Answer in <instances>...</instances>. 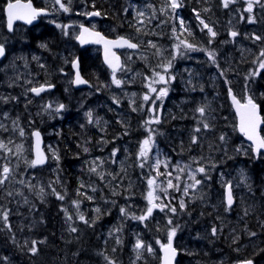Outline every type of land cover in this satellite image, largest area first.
<instances>
[{
	"label": "trees",
	"instance_id": "16d2710c",
	"mask_svg": "<svg viewBox=\"0 0 264 264\" xmlns=\"http://www.w3.org/2000/svg\"><path fill=\"white\" fill-rule=\"evenodd\" d=\"M7 1L0 0V31L4 24L3 8ZM93 1L99 3V0ZM149 1L153 7L159 8L168 2V0ZM106 2V5L103 3L99 5V8H102V14H105V18L117 26H119V19L121 18L126 22L127 32L136 33L137 37L142 39V42L158 41L164 46L179 44L180 30L169 20L168 12L170 10L156 15L159 20L154 21L153 25L147 23L148 26H146L133 21L130 13L122 16L120 8L125 4V0H106ZM179 2L182 4L179 9L183 15L191 19L192 23H197L194 18L195 13L214 20L213 30L217 32L215 38H211L205 29L198 31L199 40L205 44L206 49L210 51L220 49L221 52H224L227 50V46H230L234 50L235 44L231 43L222 46L223 38L226 37L224 32L227 31L228 24L231 25L234 22L232 19L234 13L241 18L239 22L235 23L234 30L238 33L239 40L245 43L247 48L243 52L240 50L234 51V54L238 56L233 55L229 62L222 63V59L216 57L215 63H211V67L208 70V72L211 70L216 72L215 81L206 78V84H202L197 92H193L192 89H185L183 86L170 81V79L166 85L155 84L157 89L167 87L169 90L171 101L167 100L165 107L167 110L175 111L174 119L160 117V123L158 124H145V121L149 120L148 109L160 102V100H156L155 104L151 103V100L156 99V95H151L150 101L143 102L144 104L139 102V104L144 106L141 108L135 106L136 111H133V107L123 104V109L126 113L123 120H119L114 116L112 114L113 111L107 106L100 105L99 112L106 115L108 120L104 131L98 139L99 134L94 132L92 125H89V120L81 118V108L86 106V104L82 103L79 110L73 108L78 101L89 102L90 99H88L86 92H80L84 96L76 97L74 103L66 98V95L62 94L61 100L65 103V110L67 111L63 120H61V127L56 125L55 129L58 156L61 165L65 169L62 180H70V184H68L70 189L72 185H75L76 179L79 180L82 177L81 163L83 159L86 158V163L90 164L89 156H98L101 151H105L107 147H112L116 144L121 154H123L122 156L121 154L119 155L121 157L120 163L123 166L126 165L128 171H124L120 167L116 170L115 165H112L108 171L109 175L104 176H109L110 188H105L104 192L107 196L113 198L110 195L112 190L114 191L113 193L120 194V201L126 200L128 202L130 200L129 195L133 191L138 193L135 188L139 184L144 185L146 180L153 175L150 165L151 158L149 157L145 166L141 168L137 152L131 149L133 141L138 143L144 140L149 134V129H152L155 133L153 136L154 143L161 150L162 157L169 168L174 165L175 158L188 157L185 153L187 148L196 150L198 147L203 148L204 151L212 154L216 159L213 172L208 174L213 185H216L214 178L217 175V170H232L235 173L234 169L237 167L240 171L241 166L247 174V182L243 186L242 194H240L241 188H233V192L235 191L233 196L234 205L227 206L224 200L225 187L217 186L221 192L223 190L222 200L217 193L214 194L215 201H219L217 210H213L209 205L202 204L199 200H194L183 211L179 209V204L173 205L177 208L176 214H172L167 209L157 213L158 209H154L152 217L150 216L151 218L149 217L144 222L132 219L131 217L134 213L131 212H127V215H122L119 212L121 209L120 201H117L113 203L109 215L104 216L102 214L98 219L95 217L94 223L85 224L72 213V225L77 228V231L69 234L58 232L63 218L58 210L57 199L49 195L46 199L36 200L32 211L33 217L28 218L31 221L30 226L21 227L18 225L15 230L14 227L10 229L0 214V260L4 261L5 264H106L102 260L104 249L102 238L103 242L106 240L103 231L106 224L119 223L115 218V212H118L123 219V232L121 233L123 241L117 244L116 240L111 239L108 241L109 244L105 252L111 251L112 254L114 253V255L123 258L125 260L123 264H127L128 245L133 240L132 233L134 228H136L134 226L135 223L140 224L139 228L147 230L150 237L155 236L161 239L164 238V233H167L170 227H176L175 237L177 239H186L191 249H194L191 255L180 253L179 259L185 256H192L193 259L203 258V261L207 264H218L217 262L222 259L225 260L223 264H231L230 262L236 261V259L250 260L253 264H264V154H254L251 147L243 141L242 136L237 132L235 116L228 97L229 89L241 100H244L246 94L250 92L253 100L259 105L264 120V69L259 66L261 60H264V57L260 56L261 50H264V0H259L253 5L252 21H249L251 13L245 10L247 8V0H234V5L229 8H225L221 0H179ZM204 9H208V11H204ZM217 19L220 22L216 21ZM194 27H197V25ZM137 28H140L139 32H137ZM173 28H175V33ZM251 35L261 37L260 44L258 42L252 43ZM133 38L137 40V38ZM210 39L212 40L211 43H209ZM187 42L196 45V47L198 46L195 43L196 40L191 37L190 40L187 39ZM142 48L143 44H140L139 51ZM192 51L194 50L186 49L183 45L180 46L179 51H177V58L172 62V67L165 73L166 78H169L171 73L178 70L180 65L189 64L186 60ZM98 55L93 61H89L85 54L80 56L82 67L90 70L91 74L94 71V66L102 63L100 62V54ZM133 57L134 62L131 65L133 68L130 70V66V71L141 72L143 70L146 74L152 75V71L145 67L142 60L136 56ZM126 62L129 64L127 60ZM102 67L106 69L103 64ZM252 73H255V75H252ZM210 74H207V76ZM84 75L92 86L103 84V79L92 77L86 72H84ZM44 81L47 84L51 83L48 76L44 78ZM138 84L135 87L136 89H139L140 84ZM140 89L146 91L145 93L148 92L147 88ZM202 90L206 93L207 102L203 118L193 110V107H195L193 106V101L198 103L197 96L202 95ZM136 102L138 103V101ZM178 105H182L184 110L178 112ZM10 113L14 116L22 115L24 117L22 106L14 107L11 104ZM15 120L19 121L18 119ZM196 120L198 123L197 127H200V129L201 121L210 124V128L204 131V135H202L201 131L198 133L195 131L196 133L190 134L189 128ZM229 125H231L233 130L230 133L232 136L225 139V141H221L220 137L221 135L225 136L224 130L229 128ZM213 133L215 138L211 136ZM261 133L264 136V125ZM193 135L197 136V141H199V138H205L203 140L204 144L193 145L192 140L190 142L187 141L189 136L192 137ZM122 139L125 141L122 142ZM120 141L122 142L121 144H119ZM241 144L248 147L245 154L240 147ZM84 148H88L90 151L85 152ZM30 156L32 155L30 154ZM94 179L96 180V177ZM136 179H141L139 184ZM156 180H159V177H156ZM1 201L5 202V199L1 198ZM84 203L87 202L84 201ZM64 204L72 210L67 201ZM155 213H157L156 216H154ZM169 218L172 220L171 225L168 224ZM200 221L204 224L215 222L217 225L215 234L212 233L206 238V234L210 232L205 234L204 231H201L200 237L194 238L192 236L194 232L189 233V230H197ZM144 223L145 225H143ZM17 230H21L22 234H27L29 239H45L43 243L37 244L38 252L35 255L29 251L26 245L23 243L19 244L16 241L13 232L16 235ZM110 243L114 244L111 249ZM207 252H211L212 257H215V259H211ZM4 257L6 259H3ZM195 263L197 264V262Z\"/></svg>",
	"mask_w": 264,
	"mask_h": 264
},
{
	"label": "rangeland",
	"instance_id": "374dc122",
	"mask_svg": "<svg viewBox=\"0 0 264 264\" xmlns=\"http://www.w3.org/2000/svg\"><path fill=\"white\" fill-rule=\"evenodd\" d=\"M146 1L149 2V0L128 1L127 10L130 11L132 20L140 25L148 26L147 23L153 25L154 16H156L158 13H162L160 11L161 8H164L163 12H167L170 9L165 6H160V8L149 7L150 3H146ZM233 5L234 2L230 3L227 8L232 7ZM154 10L155 15L153 16ZM140 11H143L145 13L144 17L137 16V12ZM251 16L253 17V13H251ZM232 17L234 22H232L231 25L228 24L227 31L224 32L226 37L223 38L222 46L225 44L232 43L235 44L234 50L231 49L230 46H227V50L224 52H221L220 49L214 51L215 58L220 57V59H222V63L229 62L233 55L238 56L237 54H234V51L240 50L241 52H243L245 48H247V46H245V43H242L239 40L238 35L236 37H231L229 34L230 31H236L234 30L235 23L237 21L239 22L241 19L239 15H236V13H234ZM155 18V20H157V17ZM140 20H143L144 22L139 23ZM204 21L205 23L209 24V26H211L212 28L215 25L214 20L211 18H206V20ZM216 21L220 22L219 19H217ZM126 26L127 25L124 26L125 34L127 36H130L131 38H137L139 43L143 44V48L136 53L126 52V60L129 62V64H127L126 62L124 68L120 72V75H115L116 79L121 80L122 83L117 86L112 82L113 76H111L107 80H104L106 82L103 81L102 85L93 86V89L91 91L86 92L88 99H90L88 103H86L85 101H78V103H76L78 110L81 108L82 103L86 104V106L81 108V115L84 119L89 120L86 114L89 112L92 113V122H90L89 125H92L94 132H97L99 134L97 139L104 131V128L107 123V118L105 116H99L97 114V109L100 105L107 106L113 112L115 111L116 117L119 120H123V117L126 116V113L123 109V104H127V106H131L133 108H135V106L141 108L144 105L139 104V102H141L142 104H144L143 102H146L143 100V96L146 94V91H143L140 88L148 89L147 85L149 83V80H146L145 77H151L152 75L146 74L143 70L141 72L130 71L131 68H133L131 66L134 62L133 56H136L138 59L142 60L144 62L145 67L151 70L152 72L153 70L163 72V69L157 66L160 64L167 63L168 61L173 62V60L177 58V50L174 46H164L158 41H151L155 43L157 47L161 50L162 54L159 56L156 55L157 49L150 47L149 41L142 42V39L138 38L136 33H128L126 30ZM204 29L205 28L203 27V25L198 23V21L197 27H193L191 24L188 28L182 29L180 27V40L187 41V39L190 40V37L196 38L198 36V39H196L195 42L198 46L196 47V49H194V51L190 52V56L187 57L186 62L189 64L180 65L179 69L175 70L169 76V78L174 77V79H170V81L175 82L179 86H183L185 89H192L193 92L199 91L198 89L202 86V84H206V78H208V80L211 79L215 81L216 72L214 70L208 72L209 68L211 67V63H213L207 55L208 49H206L205 44H203L199 40L200 36L198 31ZM2 32L3 30L1 29L0 34ZM254 37H256V35H251L250 37L252 43L258 42L260 44L261 39L256 40ZM33 57H37L38 59H34L36 65L33 64V66H31L30 61L33 59ZM182 58H184V56H182ZM63 63L65 64V66L68 65L66 62V57H63ZM41 65L45 67V61H42L37 53H32V56H29L23 53H18L17 51L13 50V48H10L8 56L0 64V106L2 102L10 101V103L14 107L22 106L24 113V117H22V115H11L9 107L5 113H1L0 117V125H3V127H0V142H3V144L6 146L5 148H0V172H2V169L5 165H7L11 169V172L6 182L3 185H0V214L3 217V213L7 211L8 219L6 225H8L10 229L14 227L15 230L18 225H20L21 227L30 226L31 221L28 220V218L33 217L32 211L34 209V205L36 204V200L40 201L41 199H46L49 195H52L57 199L56 195H54L52 192V189L55 188L56 192L60 193L61 195H64V200L57 199L58 210L61 212L63 218L60 231H62V233L69 234L72 233L69 230L70 226H74L72 225V220H68L65 216V210H67L68 214L71 216L72 213H74L78 219L77 209L72 202L80 201L79 212L83 213L90 223H92V221L97 216L100 217L102 214L104 216L109 215L113 203L120 201V194L113 193L114 191L111 190L112 194L110 195H112L113 198L106 195L104 189L107 187L110 188V180L109 176H104L109 175L108 171L111 169L112 165H115L116 170L119 167L123 168L124 171H128V169H126V165L123 166L122 163H120L121 157L119 155L121 154V152L118 149L117 145L114 144V146L116 145L115 147H107L106 150L101 151V154L98 156H89L88 158L90 164L86 163V158L83 159L81 163V169L83 170V174H81L82 177L79 180L76 179L75 185H72L69 189L68 184H70V180H62V176L65 169L61 165L55 139L56 124L57 122L63 120L64 114L67 110H65L66 108L64 107L60 111H57V108L60 104L57 103L56 97L53 98V101H51L49 96H42L36 100L35 98H33V96L29 94V84L35 83L36 79V76L34 75L32 69L36 66L39 72L42 73L44 71V67H41ZM45 70H48L47 64ZM61 71L62 69L59 71V78H57V82L62 86V91L64 92V95L66 94L69 100L75 99L76 97L84 96L81 93L73 94V91L70 88L71 78L63 76ZM209 73L211 74L207 76V74ZM53 79L56 82V78L53 77ZM53 79L50 78V81L52 82ZM210 83L212 85V81ZM41 84L45 85L47 83L43 79ZM137 84L139 85V89L135 88ZM153 86L155 87V85ZM148 94L150 95V99L151 95H156L155 93ZM249 96L251 97L250 92L246 94V98L244 100H246ZM167 100L171 101V95L169 90L167 96L160 100L158 104L154 105V107H150L148 109V118L152 119L156 116H159V118L169 117L170 119H174V116L176 115L175 111L167 110L165 107V103L167 102ZM197 100L198 103L193 101V106H195L193 107L194 112H197V108L201 107V105L206 106V93L203 92V90L202 95L197 96ZM116 101H118V103ZM136 101H138V103ZM28 102L31 104L30 106ZM49 105L50 107H47ZM150 109H155V111H150ZM177 110L179 112L184 109L182 108V105H178ZM197 114L200 116L199 112H197ZM15 119H18L19 121ZM197 126L198 123L196 120L195 123H192L191 128H189L190 134L196 133L195 129ZM21 129H23L24 132L23 136L20 135ZM34 129L40 130L43 135V138H45V151L48 154L51 164L44 168H34L31 167L28 163H26V161L32 160V156H30L32 143L30 132H32ZM205 130L208 129H204L201 124L200 131L202 135H204ZM232 131L233 130L231 128V125H229V128L224 130L226 139L232 136L230 134ZM211 136L215 138L214 133ZM192 137L189 136L187 141L190 142L192 140ZM203 140H205V138H199V141H197V143L192 144L202 145L204 144ZM124 141L125 140L122 139V142ZM142 141H139L138 143H134L133 141V144L131 145V149H134V151L137 152V155L139 152L140 143ZM122 142L120 141L119 144H121ZM17 145L23 146L22 152H17ZM240 147L242 148L245 154L248 150V147L242 144L240 145ZM114 149L116 150L115 156H113ZM186 151L185 153L188 157L175 158L174 165L172 167H165L163 163L160 165L159 171L161 173L171 172L172 175L158 176L159 180H157V183L162 184L164 187H166L167 180L171 179L173 181V184H176L179 187L168 189L167 197H165V194L163 192H160L159 189H157L156 194L161 197V200L158 202L171 204L173 206L179 204V201L181 199H184L187 207L189 206V203L193 202L194 200H199L202 202V204L209 205L212 207L213 210H217V207L219 206V201H215L214 194L217 193L218 197H220L221 200L223 197V190L221 192L219 187L217 186H221L224 188L226 184H230L232 188H241L240 194H242L243 186L247 182V174L241 166L240 171L237 167L234 169L235 173L232 170H217V175L214 178V182L216 185H213L210 181V177L208 174L213 172V165L216 161L214 156L204 151L201 147H198L196 150L187 148ZM53 153H55V156L58 157V159L54 158ZM122 155L123 154H121V156ZM149 157L151 158V168L152 165L155 164L157 159L166 162L162 157L161 150L158 148L156 143H153V146L148 154V158ZM138 160L139 163H141V160ZM177 165L181 167L187 165V168H185V170L181 172L177 170ZM201 165L206 168V174L196 173V178L201 180V184L198 185L196 189H189L188 194L185 195L183 192V188L186 184H190L193 182L190 179V171H195V169ZM92 167H96L95 172L90 171ZM151 172L153 173L151 177H156V172L153 170V168ZM99 173L103 174V178H101ZM95 177L96 180L94 179ZM177 177H179L178 180ZM21 181H23V183H21ZM140 181L141 179H136V182H138V184ZM81 184H83L85 187L81 188ZM41 188L44 189L43 197H41L40 193ZM93 188L96 189L95 192L92 191ZM77 189H79L81 193H85L87 196H92L93 199L88 200L85 198V195H78ZM135 189L138 190V193H135L133 191L129 195L130 200L128 202H126V200L120 201V205L121 208H125L127 212H131L134 213L136 216H139V214L142 215L147 209L146 196L149 191L147 180L144 185L139 184L138 187H136ZM98 192L100 194L97 195L96 193ZM8 193H11V195H8ZM233 194L235 195V191L233 192ZM1 198H4L5 202L1 201ZM65 201L68 202L72 210H70L69 207L64 204ZM84 201L87 203H84ZM96 208L100 209V213L95 212ZM158 211L160 210L158 209L157 213ZM157 213H155L154 216H156ZM115 218L119 221V223H108L106 224V227L103 231L104 236H106V240L103 242L102 238V245L104 246L102 260L106 264H108V260L105 259V256H107L110 260L114 261L115 264H123V261H125L118 255H114V253L112 254L111 251L105 252L107 251V247L109 244L108 241H110L111 239L117 240V238H119L121 242L123 241L121 235V233L123 232V219L122 217H120V214L118 212H115ZM199 224L200 225L197 230H189V233L194 232V234L192 235L194 238H199L201 231H204L205 234L206 232H210L206 234L207 238V236L213 233V228L217 229V225L215 222H208L207 224H204L200 221ZM143 225H145V223ZM134 226L136 228H134V231L132 233L133 240L132 243L128 245L126 259L127 264H160L159 249L161 248V244L167 243L168 232L164 233L165 236L161 239L155 236L150 237L147 230L139 228L140 224L135 223ZM116 229H119V231H115ZM13 235L15 236L16 241L19 244L23 243L27 246L28 249L31 247L30 242L32 240H36V238L29 239L27 234H22L21 230H17L16 235L13 232ZM137 239L142 240L146 246L141 251L140 259H137V254L134 249V245ZM44 240V238H39V240L37 239L36 241ZM157 241H159L160 243H157ZM187 242L188 241H186V239H177V237H174L172 243L173 246L179 251V253L191 255V253L194 252V249H191L190 245ZM113 245L114 244L110 243V249ZM148 245L152 247V253L147 252ZM207 253L211 259H215V257H212L211 252ZM3 259H6V257H4ZM238 260L241 259H236V261ZM195 262H197V264H207L203 261V258L193 259L192 256H185L182 259H178L177 264H196ZM217 263L223 264L225 263V260H219ZM0 264H5V262L0 260Z\"/></svg>",
	"mask_w": 264,
	"mask_h": 264
},
{
	"label": "snow or ice",
	"instance_id": "6c2138e0",
	"mask_svg": "<svg viewBox=\"0 0 264 264\" xmlns=\"http://www.w3.org/2000/svg\"><path fill=\"white\" fill-rule=\"evenodd\" d=\"M70 2H71V0H69V3ZM233 2H234V0H222L223 6L225 8H227L229 6V4L233 3ZM257 2H259V0H247V8L245 10L248 13H252L253 5ZM55 3L59 4L60 8L63 9V11H65V12L69 11V8L66 7L65 4L61 2V0H55ZM181 6H182V4L179 2V0H168V3L165 5V7L170 8L173 12H175L176 9L180 8ZM149 7H151V5H149ZM6 11H7V18H8L7 19V26L9 28V30H11L13 28V21L14 20H24L25 22L31 24L33 20H35L39 15H41L42 13L45 12V9H36L31 5V3H20V0H16L15 3H12V2L8 3ZM160 11L163 12L164 8H161ZM204 11H208V9H204ZM87 15L99 16L100 13L99 12H90V13H87ZM144 15H145V13L143 11L137 12L138 17H144ZM154 15H155V10L153 11V16ZM197 19L200 20V24L203 25V27L205 29H207V32L209 33L210 37L215 38L217 35V32L214 31L213 28L211 26H209V24L205 23V21L200 18L199 13H197ZM252 19H253V17L250 15L249 21H252ZM143 22H144L143 20L139 21V23H143ZM57 26L60 27L59 25H57ZM64 27H67V26H64ZM180 27L182 29L184 28V23L182 20L180 22ZM139 31H140V28H137V32H139ZM173 32L175 33V28H173ZM229 34L231 37H236L238 35V33L236 31H230ZM86 35L93 37L95 43H103L105 45V62L108 64L109 68L112 70V73H113L112 82L114 84H116L117 86H119L122 82H121V80L116 79L115 73L117 72L118 69H122L123 66L120 63V58L118 56H116L114 52L111 51V48H112V46H115V47H127L130 49H137L139 47V45L136 43H133L130 39L125 38V37H118L116 40H107L99 32H90L89 29L84 28L83 25H81V33L79 36H77V39L80 40L81 43H85L86 42L85 41ZM254 38L256 40L262 39L259 36H256ZM211 42H212V40L210 39L209 43H211ZM181 45H183L184 48L189 49V50L196 49V45L189 43L186 40H180L179 44L175 45L174 47L177 49V51H179V48ZM40 46L46 47V45H43V44ZM149 46L157 49L156 55L159 56L162 54L161 50L157 47V45L155 43L149 41ZM207 55H208L209 59L213 63H215V52L214 51H207ZM4 56H5V46H4V44H0V57H4ZM260 56L264 57V50H261ZM33 59H38V58L33 57ZM72 66H73V68L77 69L73 83L74 84L87 83V81L82 79V77L80 76V72L78 70V62L73 61ZM259 66H260V68L264 69V60H261ZM41 67H44V66L41 65ZM157 67L163 69V72L153 70L151 77H145L146 80H149V83L147 85L148 93H155L156 94V99L151 100V103H153V104L156 103V100H162L168 94L167 87H160L159 89H157L153 85H155V84L166 85L169 83V79H174V77L166 78V76L164 74V73H167L168 70L172 67L171 61H168L167 63H164V64H160ZM221 74H223V73H221ZM252 75H255V73H252ZM51 87H52L51 84H47V85L42 84L39 87H32L30 89V91L35 93L36 95H39L41 92L45 91L46 88H51ZM148 93H146L143 96V100L146 102L150 101V95ZM229 95L231 96L233 104L235 105V107L237 109V113L240 116V124H239L240 132H242L248 138V140L252 141L253 152L260 154V150L264 149V137H262L258 134L257 129H258V126L264 121H261V118L258 114L257 104L254 102L253 98L250 96L242 104L239 100H237V98L234 95H232L231 89H229ZM116 102L118 103V101H116ZM47 107H50V105ZM64 107L65 106L63 104H60L57 108V111H60ZM136 110H137L136 108H133V111H136ZM205 110H206V106H201V107L197 108V112L200 113L201 117L204 116ZM150 111H155V109H150ZM86 115L88 116L89 122H92V113L89 112ZM153 123H156V124L160 123L159 116H156L152 119L145 121L146 125H151ZM201 123H202V126L204 129L210 128L209 123L204 122V121H201ZM0 127H3V125H0ZM200 130H201L200 127H197L195 129V131L197 133L200 132ZM154 134H155L154 130L149 129L148 136L140 143V148H139V152H138V159L141 160V163H140L141 168H143L145 166V163L148 160L149 151L152 148L153 143H154V140H153ZM20 135L21 136L24 135L23 129L20 130ZM33 136L36 138L35 158L30 160V161H26V163H28L31 167H36L38 165L44 164L46 161V157H45L44 153L40 150V147H39V142H40L39 132H34ZM225 139H226V137L221 135L220 140L225 141ZM197 140H198L197 136L193 135L192 143L193 144L197 143ZM5 147L6 146L3 144V142H0V148H5ZM83 150L85 152L89 151L88 148H84ZM22 151H23V146L17 145V152L19 153ZM115 153H116V150L114 149L113 150V156H115ZM53 156H54V158L58 159V157L55 156V153H53ZM162 163L164 164L165 167H168L166 162H163L159 159H157L155 164L152 165L153 170L156 172V177H158L160 175L171 176L172 175L171 172L161 173L159 171V167ZM176 168L178 171L182 172L185 170V168H187V165H185L184 167L177 165ZM90 171L95 172L96 167H92L90 169ZM10 172H11V169L7 165H5L2 169V172H0V185H3L6 182V180L9 177ZM196 173L206 174V168L203 165H201V166L197 167L195 169V171H190V173H189L190 179L193 182L190 184H186L185 187L183 188V192L185 195L188 194L189 189H196L197 186L201 184V180L196 178ZM99 175L101 176V178H103L102 173H99ZM156 177H150L147 180V183L149 186V191H148L147 196H146V200H147L146 211L140 216H136L133 214L131 217L132 219L144 222L150 216H152L154 209H159L161 212H163L167 209V211L171 212L172 214L177 213V208L175 206H172L171 204H165L162 202H158L161 200V197L159 195H157L156 192H157V189H159V191L163 192L165 194V197H167V190L168 189L178 188L179 186L176 184H173V181L171 179H168L167 185H166V187H164L162 184L157 183ZM178 179H179V177H177V180ZM21 183H23V181H21ZM50 187H51V185H50ZM80 187L83 188L85 186L83 184H81ZM92 191L95 192L96 189L93 188ZM52 192L54 195H56L57 199L64 200V195H61L60 193L56 192L55 188L52 189ZM40 193H41V197H43V194H44L43 188L40 189ZM77 194L78 195H85V198L88 200L93 199L92 196H87L85 193H81L79 189H77ZM8 195H11V193H8ZM226 201H227V204L229 206H231L233 204V195H232V189H231L230 184L226 188ZM72 203L75 205V207L77 209L78 219L85 224H89L90 222L86 219L85 215L83 213L79 212L80 201H73ZM185 208H186V203H185L184 199H181L179 201V209L181 211H183ZM120 211H121L122 215H127V211L125 208L122 207L120 209ZM95 212L100 213V209L96 208ZM65 216L67 217L68 220H72V216L68 214L67 210H65ZM2 218L5 221V224H7V219H8L7 211H5L3 213ZM98 218H99V216H97V219ZM92 223H94V221H92ZM168 224L169 225L172 224L171 218L168 219ZM69 230L71 232H76L77 228L70 226ZM115 231L118 232L119 229H116ZM176 231H177L176 227H170L168 229V233H167V235H168L167 243L160 245V247L164 253L162 264H172L173 259L177 255V249L175 247H173V243H172L173 238L176 235ZM212 231H213V234H215L216 229L213 228ZM110 235H111V233H110ZM43 242L44 241L32 240L31 241V247L29 248V251L35 255L38 252L37 244L43 243ZM116 243L120 244L121 240L119 238H117ZM157 243H160V242L157 241ZM145 247L146 246L142 240H140V239L136 240L135 245H134V249H135L136 254H137V259H140L141 251ZM152 251H153L152 247L150 245H148L147 246V252L152 253ZM105 259L108 260V264H115V262L110 260L107 256H105ZM242 264H252V262L249 260V261L242 262Z\"/></svg>",
	"mask_w": 264,
	"mask_h": 264
},
{
	"label": "flooded vegetation",
	"instance_id": "af4514ba",
	"mask_svg": "<svg viewBox=\"0 0 264 264\" xmlns=\"http://www.w3.org/2000/svg\"><path fill=\"white\" fill-rule=\"evenodd\" d=\"M8 1H14V0H8ZM30 1L33 3V6L36 9H45L43 15H41L40 18L38 19L39 21H37V23L33 26L24 25L22 23L17 22L14 25V30L12 34H10V33H6L5 31V20H4L3 22L4 24L1 27L3 32L0 34V44H4L5 46L6 57L10 52V48H13V50L17 51L18 53H23L29 56H32V53L34 54L37 53L38 56H40L41 60L45 61V67L43 68L44 71L42 73L39 72L36 66L32 69L34 75L36 76V79H35V83L29 84V94L33 96L30 89L32 87L42 85L41 82L46 76H49L51 79L55 77L56 82L53 79L54 81L52 80L51 83V85L53 84L54 86V89L52 88L53 89L52 92L43 91V93L39 97L49 96L51 101H53V98L56 97L57 103L63 104L65 106V103L61 100V96L62 94H64V92L62 91V86L57 82V78H59V71L62 69L61 73L63 76L72 78L71 62L73 59L75 58L80 59V56L85 54V56H87L89 61H93L95 60V58L99 56L98 54H100V49L98 48L95 47L83 48L78 45L77 36L79 34L81 25L87 26L96 31H100L107 37L118 38V37L126 36L124 32L125 30L124 26L126 22L120 18L119 26H117L116 24L105 18V14L104 15L102 14L103 13L102 8H99V5L101 3L106 5L107 4L106 0H99V3H95L93 0H71L70 3L69 0H61V2L64 3L65 6L69 8V11L67 12L63 11V9L60 8L59 4L55 3V0H30ZM128 1L129 0H125V4L120 8L122 16L126 15L127 13H130V11L127 10ZM146 3H150V2L146 1ZM150 5L152 6L151 3ZM169 10H170V12H168L169 20L173 25L177 26L179 30H180L181 20L184 23V28H188L190 24L193 27L197 25V23L195 24L192 23L190 18L183 15L182 11L179 8H177L175 12H173L171 9ZM90 12H99L100 15L99 16L87 15V13ZM199 16L201 19L206 20L204 15L199 14ZM194 18L196 21H198V23H200V21L197 19L196 13L194 15ZM57 25H59L60 27H58ZM191 38L194 40L197 39V37L196 38L191 37ZM42 44L46 45V47H41L40 45ZM63 57H66V62L68 64L67 66H65V64L63 63ZM100 62H102L101 59ZM30 63L31 66H33V64L36 65L34 59H32ZM46 64L48 70H45ZM102 64L103 63H101L98 66H94V71L91 74L90 70H88L85 67L84 68L82 67V60H80V69L83 75L84 72H86L90 76L95 77L97 79L107 80L109 77L113 76V73L106 67H105L106 69H103ZM115 75H120V71H117ZM73 94H77V92H73ZM39 97L33 96V98H35L36 100ZM66 97L68 96L66 95ZM70 101L72 103L75 102L74 99ZM28 104L29 106L31 105L29 102ZM10 105H11L10 101L1 103L0 117H1V113H5L7 109L10 107ZM73 108L76 109L77 105L74 104ZM61 123L62 121H59L57 122L56 125H59L61 127ZM58 232L62 233V231L60 230H58Z\"/></svg>",
	"mask_w": 264,
	"mask_h": 264
},
{
	"label": "water",
	"instance_id": "95a60500",
	"mask_svg": "<svg viewBox=\"0 0 264 264\" xmlns=\"http://www.w3.org/2000/svg\"><path fill=\"white\" fill-rule=\"evenodd\" d=\"M16 2V0L15 1H12V3H15ZM9 3V2H8ZM8 3L6 4V6H5V8H4V15H5V20H6V29H7V31L8 32H11L12 30H13V28L11 29V30H9V28H8V26H7V11H6V9H7V5H8ZM20 3H31V5L33 6V4H32V2L31 1H23V0H20ZM34 7V6H33ZM35 8V7H34ZM43 14V13H42ZM41 14V15H42ZM41 15H39L35 20H33L32 21V23L31 24H29V23H27V22H25L24 20H14L13 21V27H14V25L17 23V22H19V23H22V24H24V25H34V24H36L37 23V21H38V18L41 16ZM84 28H87V29H89V31L90 32H99V31H95V30H93V29H90V28H88V27H86V26H83ZM80 33H81V30H80V32H79V35H80ZM103 37H105L107 40H116L117 38H110V37H107V36H105V35H103L101 32H99ZM78 35V36H79ZM122 37H124V36H122ZM125 38H128V37H125ZM128 39H130V38H128ZM131 40V39H130ZM85 43H81L80 42V40H78L77 39V43L78 44H80V46H82V47H92V46H95V47H98L99 49H100V54H101V59H102V62L104 63V65L105 66H107L108 68H109V66H108V64L105 62V45L103 44V43H95L94 42V38L93 37H90V36H85ZM132 41V40H131ZM133 43H136V42H134V41H132ZM137 44V43H136ZM138 50V48L137 49H130V48H127V47H115V46H112V48H111V51L112 52H114L115 53V55L116 56H118L119 58H120V63H121V65H122V56H121V54H120V52H122V51H130V52H135V51H137ZM5 57V56H4ZM4 57H0V62L3 60V58ZM73 61H77L78 62V70H79V72H80V76L82 77V79H84L85 81H87L83 76H82V74H81V71H80V63H79V58H77V59H75V60H73ZM72 65H73V62H72ZM110 69V68H109ZM111 70V69H110ZM119 70V69H118ZM117 70V71H118ZM72 71H73V80H72V87L74 88V89H76V90H81V89H85L89 84H88V81H87V83H84V84H74L73 83V81H74V79H75V75H76V71H77V69H75V68H73V66H72ZM33 93V92H32ZM34 95H36L35 93H33ZM232 95H234V93L232 92ZM37 96V95H36ZM235 96V95H234ZM228 97H229V100H230V103H231V109H232V111H233V114H234V116H235V121H236V130H237V132L242 136V138H243V140L246 142V143H248L249 145H250V147H251V149L253 148V144H252V141H250V140H248V138L242 133V132H240V130H239V124H240V116H239V114L237 113V109H236V107H235V105L233 104V101H232V98H231V96L230 95H228ZM236 97V96H235ZM237 98V100H239L242 104L245 102H243V101H241L238 97H236ZM256 103V102H255ZM257 104V103H256ZM257 111H258V114H259V116H260V118H261V121H264L263 120V118H262V115H261V112H260V108H259V105L257 104ZM263 125H264V122H262L259 126H258V129H257V131H258V134L260 135V136H262L263 137V135H262V133H261V129H262V127H263ZM34 132H39V131H37V130H34L33 132H32V156H33V159L35 158V145H36V138L33 136V133ZM39 134H40V142H39V147H40V150L44 153V155H45V157H46V153H45V151H44V147H43V143H44V141H43V137H42V134L39 132ZM253 151V150H252ZM254 153V152H253ZM260 153H264V149H262V150H260ZM255 154H257V153H255ZM46 162H47V157H46V161H45V163L44 164H42V165H38V166H36V167H40V166H43V165H45L46 164ZM229 185V184H228ZM228 185H226L225 186V188H224V200H225V203L227 204V201H226V188H227V186ZM232 189V188H231ZM232 195H233V191H232ZM233 204H234V197H233ZM232 204V205H233ZM228 205V204H227ZM231 205V206H232ZM229 206V205H228ZM174 247V246H173ZM159 253H160V264H162V262H163V256H164V253H163V251H162V249L160 248L159 249ZM177 258H178V250H177V255H176V257L173 259V261H172V264H176V261H177ZM244 261H249V260H241V261H238V262H235L234 264H242V262H244ZM253 264V263H252Z\"/></svg>",
	"mask_w": 264,
	"mask_h": 264
},
{
	"label": "bare ground",
	"instance_id": "6f19581e",
	"mask_svg": "<svg viewBox=\"0 0 264 264\" xmlns=\"http://www.w3.org/2000/svg\"><path fill=\"white\" fill-rule=\"evenodd\" d=\"M20 112V111H19ZM40 131V130H39ZM31 133V132H30Z\"/></svg>",
	"mask_w": 264,
	"mask_h": 264
}]
</instances>
